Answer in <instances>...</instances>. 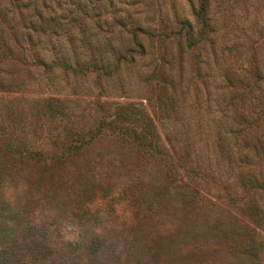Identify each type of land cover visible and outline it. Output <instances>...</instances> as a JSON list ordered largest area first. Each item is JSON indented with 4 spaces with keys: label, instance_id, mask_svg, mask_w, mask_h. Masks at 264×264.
Segmentation results:
<instances>
[{
    "label": "rangeland",
    "instance_id": "1",
    "mask_svg": "<svg viewBox=\"0 0 264 264\" xmlns=\"http://www.w3.org/2000/svg\"><path fill=\"white\" fill-rule=\"evenodd\" d=\"M205 2L0 0V140L81 150L41 209L76 264H264V0Z\"/></svg>",
    "mask_w": 264,
    "mask_h": 264
},
{
    "label": "trees",
    "instance_id": "2",
    "mask_svg": "<svg viewBox=\"0 0 264 264\" xmlns=\"http://www.w3.org/2000/svg\"><path fill=\"white\" fill-rule=\"evenodd\" d=\"M198 3L204 12L205 0ZM60 145L56 149H63V154L47 155L32 149L18 151V146L13 148L6 139L0 140V264H76L80 251L83 257L95 259L100 238L85 247L80 242L64 240L53 235L58 221H45L41 215L44 201H53L68 188L63 173L68 161L66 155L81 151L75 152L71 145ZM29 164L39 172L36 182H32L26 171ZM18 183L23 184V192L9 200L5 186L16 187ZM257 249V245L249 244L245 253L256 260L260 256Z\"/></svg>",
    "mask_w": 264,
    "mask_h": 264
}]
</instances>
